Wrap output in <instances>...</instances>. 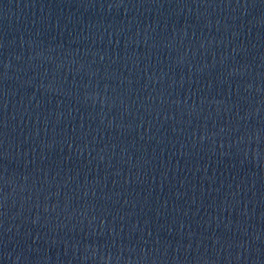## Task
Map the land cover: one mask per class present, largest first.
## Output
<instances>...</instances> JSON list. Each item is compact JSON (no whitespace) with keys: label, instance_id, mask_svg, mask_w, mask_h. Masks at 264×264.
I'll return each mask as SVG.
<instances>
[{"label":"water","instance_id":"water-1","mask_svg":"<svg viewBox=\"0 0 264 264\" xmlns=\"http://www.w3.org/2000/svg\"><path fill=\"white\" fill-rule=\"evenodd\" d=\"M0 264H264V0H0Z\"/></svg>","mask_w":264,"mask_h":264}]
</instances>
